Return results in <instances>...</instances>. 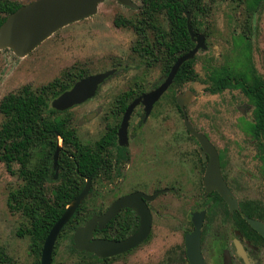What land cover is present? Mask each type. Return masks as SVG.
<instances>
[{
  "label": "rangeland",
  "instance_id": "rangeland-1",
  "mask_svg": "<svg viewBox=\"0 0 264 264\" xmlns=\"http://www.w3.org/2000/svg\"><path fill=\"white\" fill-rule=\"evenodd\" d=\"M22 5L34 0H10ZM137 9H130L115 0H105L99 5L98 12L87 19L68 25L41 43L24 58L16 57L12 51H0V101L10 93L19 91L23 86L36 90L39 87L60 79L64 84H73L79 75H94L99 72L119 67L116 74L108 79L98 91L96 97L88 103L59 114L55 118H69V125L76 127L82 139L92 144L99 138V104L107 109L116 96L126 92L150 91L154 89L162 76V66L146 69L139 65L140 60L131 52L135 35L130 27L116 29L112 20L139 19L142 12L141 0H132ZM203 11L196 17V25L206 37L207 50L198 53L195 63L196 79L181 86L171 87L154 107L155 121L148 126L158 139L150 144V156L166 154L165 174L169 185L172 177H186L193 184L194 177H202L203 167L199 164L197 143L184 129L177 111L175 97L187 91L194 96L186 107L191 123L206 133L222 156L226 177H241L250 185V189L264 190L263 183L248 177H264V151L259 141L246 129V122L252 120V107L239 89H229L216 94L205 90L209 87V75L213 68H227L232 73L239 72L248 61L246 43L250 46L249 62L264 78V2L254 12L247 9L245 0H204ZM161 26L164 24L159 17ZM128 65V70L123 66ZM136 111H139L137 108ZM91 113L95 117L87 119ZM5 117L0 113V128ZM60 146V143L58 144ZM159 149L160 150L159 152ZM40 148L32 152L29 167L37 166ZM157 150V151H156ZM20 165L13 163L11 172L0 162V245L5 247L10 264H36L37 258L32 253V240L29 234L20 236L29 226L22 212L12 211L8 207L11 192L19 189L23 181L19 176ZM164 171L159 166L153 167L152 173ZM171 177V178H170ZM159 177H152L155 180ZM56 185L47 183L46 189ZM187 189H190L191 186ZM257 185H259L257 187ZM164 186V185H163ZM186 189V186H183ZM92 193L86 199L85 207H99V178L91 187ZM252 194V193H251ZM179 196V195H178ZM166 200H173L172 194ZM189 202L185 197L174 201L170 213L188 211ZM170 207V206H169ZM168 223L165 245L180 240L178 234ZM62 238V237H61ZM68 240H59L54 256V264H74L75 256L68 254ZM162 243L152 244L151 257L141 249L134 258V264H146L159 257ZM128 263V259L117 264Z\"/></svg>",
  "mask_w": 264,
  "mask_h": 264
},
{
  "label": "flooded vegetation",
  "instance_id": "flooded-vegetation-1",
  "mask_svg": "<svg viewBox=\"0 0 264 264\" xmlns=\"http://www.w3.org/2000/svg\"><path fill=\"white\" fill-rule=\"evenodd\" d=\"M130 1L133 4V7H124L134 10L137 9V5L132 0ZM193 1L195 5L188 9L184 7L182 0H179V3H181V15L179 18L182 19V17H185L186 30L191 42L193 43V47L189 51H191L195 47L196 40H192L189 34L187 28V14L190 15L189 20L192 32L195 34H202L205 38L206 45V37L203 33H200L196 25V17L194 18V16L197 15L200 11H203V6L200 5V2L198 0ZM203 1L204 0H202V2ZM141 8L142 12L139 19L131 20L115 18L114 20H112V25L116 29L130 27L129 31H132L134 33L135 40L134 45L131 48V52L135 53L137 58L140 60L139 65H136V67L142 65L144 68L150 69L159 64L162 66V76L157 85H155L156 87L148 92L139 91V93L136 94L133 91H129L121 96H116L112 100L111 104L108 105L107 109H103L104 106L101 102L99 104V138L92 144H89L87 140L82 139V137L76 130V127L69 125V118H62L66 120L65 130L72 132V138H75L83 147L88 146L96 148L99 154V167L90 175L81 174L76 170L79 177H92L91 187L93 183L96 184L99 178V207L97 209L96 207L90 209L85 207L86 199L93 190L92 188H90L87 197L78 207V209L86 211L90 216L86 219L85 222L76 227L70 236L65 237L69 242L68 254L77 258V261L74 264H117L125 259H128V263H130L131 261L135 260L134 258L136 257L137 253L141 251V249H144L150 258L151 253L153 252V242L160 241L162 243L161 247L163 248L160 250L159 257H157L154 261L147 258L146 264H192L188 256L187 237L195 230H198V244L196 248L197 250H195V261L193 264H264V237L256 229H254L249 222V220H251L264 225V190H256L254 193V190L250 189V185L246 183L245 180L241 179V177H226L223 172L224 164L222 163V156L219 153L218 149L212 143L208 135L198 130L191 123L188 117L186 107L194 96L192 91L178 94L175 97V102L186 134L194 139L198 145L197 153L199 155V164H201L203 167L202 177H194L195 180L191 185L187 180H185L186 177H172V179L170 180L171 183L167 185L166 182L168 181V177H166L165 174L167 159L164 150L161 151L160 155L156 152L153 158L150 156V144L152 145V143L158 139V136H154L150 130V127L148 126L151 122L155 121V117L152 116L154 113V107L158 104L164 94L167 93L171 87L181 86L183 83H185L175 81V79L181 67L186 62L191 60H194L193 79L187 82L195 81L197 76L195 71L196 58L199 52L207 50V45L206 49H200L195 54L193 59L188 60L181 65L169 88L163 93L159 100L153 104L149 112L145 110V106L142 102H140L134 108L128 120L126 135L122 138V140L120 138L119 131L125 111L129 104L135 99L155 90L157 87L163 84L176 60L183 54L189 52L187 51L182 54L179 52V55L177 54L173 56V58H170L169 63L166 45L173 44V38L175 34L177 35L181 32V23H174L172 19L173 16L168 14L167 9H163L159 12H151L150 14L143 13V11L147 9V7H145L142 0ZM160 16H162L164 19V24L162 26L158 24ZM116 20L125 22V26H116ZM245 55L246 57H248V61L246 63L244 62V66L239 72L232 73L227 68H213L211 69V71L215 69L227 70L234 77L240 76L239 80L243 84L244 90L241 87L228 88L225 90L239 89L247 98L253 109L252 120L246 122V129L251 134V136L254 137L255 140L259 141L264 151L263 137L261 135L258 137L255 136V129L253 127V124L255 123V105L250 98V92L252 90L259 93V95L264 93V78L260 74H258V72L253 68L252 63L249 62V56L251 55V52L250 46L247 43ZM111 70H113L114 73L106 78L101 84H99L95 95L91 99L86 100L82 104L75 105L65 111H57L52 107L53 100L59 97L62 93L69 91L76 82L91 75H87L81 79H78L72 84L69 89L63 91L57 97L52 99L51 107L58 112L57 114L53 115V118H55L59 114L67 113L69 110H72L93 100L102 85L116 74V72L119 70V67H114L107 71ZM123 70H128V65H124ZM166 70L168 71L166 72ZM107 71L99 72L97 74H102ZM55 80L56 79H54L53 81ZM205 91L207 92V89ZM127 93H130L129 97L125 96ZM186 94L190 95V99L186 101L183 109H181L179 104L177 103V97L179 95L185 97ZM122 99L126 100L125 108L123 110L121 109V107L123 106ZM137 108L139 109V111H136ZM184 114L186 115L187 120L192 126L193 130L198 134L204 135L216 150L222 179L231 193V199L234 201L232 205H229L227 201L216 190H207L204 186V176L210 157L207 153H205L204 155L202 154V147L200 142L193 134H191L187 130L185 126ZM95 116L96 113H91L87 116V119H91ZM56 140L57 146L60 143V151L57 163V178L54 179V181L58 179L60 172L62 171L63 163H59L60 153H64L71 160L73 159V153H76V150L72 143H69L67 145L69 147L67 149V146H64L61 137L57 136ZM160 150L162 149H159V152ZM157 166L164 170L160 171L159 175L152 173L153 167ZM51 170L54 177L55 170L53 168V161ZM152 177L159 178L152 180ZM85 178L84 182L86 183ZM248 178L258 179L263 183L264 186V177ZM184 185L186 186V189H183ZM189 185L191 186V188L187 189ZM258 186L259 185H257V187ZM135 194H138L140 196L151 217L149 233L139 245L126 252L110 257H97L94 254L74 249L73 235L77 228L84 226V224L94 216L99 218L103 217L116 201ZM167 194H172L174 199L168 202V200L165 199ZM182 197H185V200L189 202L188 211L181 212L180 214L174 212L169 214L173 202L180 201V198ZM169 222L172 223L171 229L173 230V233L178 234L180 236V240L168 246L165 245V242L167 239ZM195 222L199 225L198 229L196 228ZM140 224L141 217L138 215L137 211L134 208L122 207L105 224H101L99 222V226L97 225L92 233L91 240L99 239V242L124 241L127 238L134 236L138 232ZM60 235L61 232L56 240L53 249L51 264H54V256L56 254L55 252L57 244L59 240L64 237L62 236L61 238ZM0 249L6 252L5 247L1 245ZM10 262L11 260L9 257V260L4 262L3 264H10Z\"/></svg>",
  "mask_w": 264,
  "mask_h": 264
},
{
  "label": "trees",
  "instance_id": "trees-1",
  "mask_svg": "<svg viewBox=\"0 0 264 264\" xmlns=\"http://www.w3.org/2000/svg\"><path fill=\"white\" fill-rule=\"evenodd\" d=\"M142 1L147 7L143 13L150 14L167 9L168 14L173 16L174 23L182 25L181 32L175 34L173 38V44L166 45L169 63L170 58L179 55V52L185 53L193 47L186 30L185 17L179 18L181 15L179 0ZM198 1L201 5L202 0ZM262 2L263 0H247V9L254 12ZM182 3L188 9L195 5L193 0H182ZM21 5L10 0H0V26ZM115 24L118 27L125 26L123 21L116 20ZM193 64L194 60L186 62L179 70L175 81H191L194 73ZM84 76L79 75L78 78L81 79ZM239 77L232 76L227 70L215 69L210 73L211 83L207 92L215 94L228 88L243 89ZM71 86L70 83L64 84L60 79H56L36 90L31 89L30 86H23L19 91L4 96L0 101V113L5 117L0 128V162L9 172H11L12 164L18 163L19 176L23 181L19 189L10 193L8 207L12 211L22 212L29 223L24 232L19 234L31 236V250L37 258L36 264H39L42 244L48 232L84 187L85 177H79L77 172L90 175L99 167L97 149L81 146L75 138H72V132L65 130L66 120L53 118V115L58 112L51 107V100ZM125 96L129 97L130 93ZM250 98L255 105V123L253 124L255 136L261 135L264 139V93L259 95L252 90ZM125 102L126 100L122 99V110L125 108ZM57 136L62 138L65 147L72 143L76 153H73L72 160L64 153H60L59 163H63L62 171L56 180V185L47 190L46 184L54 183L51 166L53 153L58 147ZM35 148L41 149L39 162L37 166L29 167ZM89 216L86 211L78 209L62 229L60 236H70L73 230L85 222ZM7 260H9L8 255L0 249V264Z\"/></svg>",
  "mask_w": 264,
  "mask_h": 264
},
{
  "label": "water",
  "instance_id": "water-1",
  "mask_svg": "<svg viewBox=\"0 0 264 264\" xmlns=\"http://www.w3.org/2000/svg\"><path fill=\"white\" fill-rule=\"evenodd\" d=\"M104 1L105 0H34L29 4L21 5V7L10 14L0 26V51L8 49L11 50L15 56L24 58L60 29L94 16L98 12L99 5ZM116 1L123 6L133 7L130 0ZM189 17L190 15L187 14V28L191 39L196 40L195 47L176 60L163 84L129 104L119 131L121 140L126 135L128 120L134 108L142 102L145 106V110L149 112L153 104L158 101L169 88L181 65L193 59L200 49H206L204 36L192 32ZM113 73L114 71L111 70L81 79L76 82L69 91L62 93L53 100L52 107L57 111H65L91 99L95 95L99 84ZM189 99V94H186L185 97L182 95L177 97V103L181 109H183L184 104ZM184 118L187 130L200 142L202 154L204 155L207 153L210 157L204 176V186L207 190H216L229 205H232L234 201L231 199V193L222 179L216 150L204 135L198 134L193 130L185 114ZM59 151L60 146L56 148L53 154V168L55 170L54 179L57 178ZM91 179L92 177L85 178L86 183L82 191L69 203L61 217L48 232L42 246L40 264H51L56 240L63 227L68 223L80 204L87 197L91 188ZM122 207L134 208L141 217V224L138 232L134 236L120 242H99V239L91 240L92 233L96 226H99V222L105 224ZM249 222L253 228L264 237V225L251 220H249ZM195 224L198 229L199 225L196 222ZM150 225V214L140 196L138 194L127 196L116 201L103 217L99 218L94 216L87 221L84 226L77 228L73 235V247L75 250L85 251L97 257H110L121 254L139 245L149 233ZM198 237V230H195L187 237L188 256L192 264L195 261V250H197Z\"/></svg>",
  "mask_w": 264,
  "mask_h": 264
}]
</instances>
